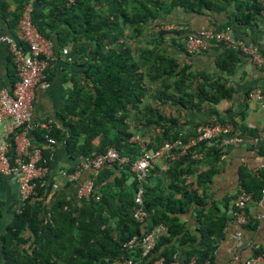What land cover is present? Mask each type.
I'll use <instances>...</instances> for the list:
<instances>
[{
    "label": "trees",
    "instance_id": "1",
    "mask_svg": "<svg viewBox=\"0 0 264 264\" xmlns=\"http://www.w3.org/2000/svg\"><path fill=\"white\" fill-rule=\"evenodd\" d=\"M28 1L0 0V21L13 35L20 29ZM35 4L41 9L42 22L54 29L62 48L68 47L67 57L83 67L86 79V85L77 80L60 114L62 126L54 123L49 131L36 130L39 147L52 138L54 146L63 144L75 159L92 162L114 148L128 161L107 163L93 173L92 192L80 203L59 200L50 204L47 176L36 179L21 211L8 224L0 222V264H105L121 257L141 259V249L124 244L161 223L169 234L157 238L155 249L143 262L164 257L168 263L188 264L196 257V264H213L238 197L246 192L250 202L262 199L264 168L252 171L241 166L237 191L214 199L213 179L223 169L220 139L200 142L185 154L174 150L163 158V165L161 160L148 168L143 182L132 164L143 150L177 139L188 143L195 137L196 127L203 123L186 128L190 110H211L218 121L232 124L233 133L247 141L258 136L259 128L228 120L217 109L221 102L233 99V86L222 76L192 70L162 44L171 34L183 48L192 33L186 27L164 29L174 23L168 17L176 8L205 13L234 4L233 20L248 25L264 12V0H35ZM33 19L48 37L34 14ZM216 46L224 49L218 66L229 74L235 72L242 54ZM14 69L13 84L18 79L15 62ZM253 149L264 156V141L253 144ZM41 152L39 165L50 167L51 148ZM197 154H203L202 158ZM140 187L144 189L142 220L135 214ZM190 211L198 220L196 232L183 219ZM254 254L264 255V249L254 248Z\"/></svg>",
    "mask_w": 264,
    "mask_h": 264
},
{
    "label": "crops",
    "instance_id": "2",
    "mask_svg": "<svg viewBox=\"0 0 264 264\" xmlns=\"http://www.w3.org/2000/svg\"><path fill=\"white\" fill-rule=\"evenodd\" d=\"M15 3L13 2V6ZM33 7L35 18L48 35V37L44 36V55L50 61L48 77L36 89L33 120L53 119L54 123L62 126L60 114L64 112L77 80H81L86 85V79L82 73L83 67L71 62L64 53V48L59 44L54 29L42 22L39 16L41 9L37 8L34 2ZM227 7L225 10L205 13L187 12L183 8H176L168 17V21L177 22L186 27L188 32L215 29L231 22L228 28L236 37L256 44L264 53V12L255 22L242 25L233 20L236 11L234 4ZM0 27L4 33L13 35L2 21H0ZM179 42V40H173L170 34L162 47L166 48L171 55L177 56L181 63H188L192 70L207 72L214 77L222 76L234 87L233 99L217 105L222 115L228 120H237L247 127L260 129L264 123V107L260 101L250 100L248 93L255 88L264 91V65H257L245 56L239 55L235 72L229 74L222 71L217 64L218 57L224 50L222 47L215 46L207 52L188 58L185 54V46L181 48ZM14 70V59L8 45L0 43V90L14 87L13 81L16 79ZM214 119L216 118L209 109L198 112L190 110L185 127L194 128L197 123ZM36 130L16 128L9 123L0 122V143L7 142L8 154L11 157L20 154L21 146L25 141H28V150L32 152L40 144L35 136ZM253 144L252 141L246 140L223 147V169L215 174L212 183L214 199L223 198L237 191L241 166L249 167L252 171L264 168V156L253 149ZM50 148L52 150L51 165L45 174L47 184L50 185L48 196L50 204L59 200H72L77 203L87 200V197L80 192L81 186L92 179L93 173L98 172V169L87 163L84 158H72L63 144L58 143ZM163 158L162 161L160 160L162 165ZM24 203L18 181L9 176L0 175L1 224H8L14 215L21 211ZM247 214L248 223L246 224H240L233 219L228 223L225 236L215 251L213 264H247L246 260L254 253V248L264 249V193L257 204L252 201L248 203ZM183 219L187 227L196 232L198 220L194 213L190 211L184 214ZM181 255L182 253H179V257ZM236 255L240 257L239 260L235 259Z\"/></svg>",
    "mask_w": 264,
    "mask_h": 264
},
{
    "label": "built area",
    "instance_id": "3",
    "mask_svg": "<svg viewBox=\"0 0 264 264\" xmlns=\"http://www.w3.org/2000/svg\"><path fill=\"white\" fill-rule=\"evenodd\" d=\"M33 2L29 0L24 9L20 20V29L16 35L3 33L0 27V43L8 45L13 56L18 79L12 89L3 88L0 90V122L9 123L16 128L44 129L49 131L54 124L53 119L33 120V103L36 96L37 87L46 81L48 77L49 59L44 55L45 37L36 26L33 13ZM184 27L177 23L164 26L166 30H181ZM216 45H222L226 49H231L241 53L251 62L257 65H264V53L260 48L251 42L236 37L230 28L222 29H202L197 32L189 33L186 38L185 54L189 57L192 55L209 51ZM68 52L64 48V53ZM250 100L260 101L264 107V91L255 88L249 92ZM211 123H203L196 127V136L188 143L182 139L173 142H166L157 149L143 150L141 155L133 162L132 171L137 179L143 182L147 176L148 168L158 163L163 157L170 155L174 150H180L185 154L190 147L200 142H216L220 139V146H228L234 143L245 142L246 139L234 132V126L230 123L223 124L217 119ZM47 137H49L47 135ZM254 144L264 141V123L260 128L259 134L253 140ZM55 139L49 138L48 144L35 148L32 152L28 150V141L21 146L20 154L11 157L8 154V144L6 141L0 143V175L9 176L18 181L23 199L26 200L33 193L36 186L35 180L43 177L48 167L39 165L42 158V148L53 147ZM203 154H197L195 157L202 158ZM87 163L96 169L111 162L125 164L128 159L121 156L114 148L109 149L106 153L97 156L92 162L85 159ZM74 178V175H73ZM93 189V181L90 179L81 186L80 192L87 198ZM264 192V190H263ZM144 189L140 187L135 195V202L138 210L135 212L136 217L141 219L140 213L143 211ZM251 200L249 193H242L236 200L235 208H231L233 220L240 224L248 223L247 206ZM169 234L168 227L161 223L143 236L134 235L124 246L130 249L139 248L142 251V257H147L156 246V240L161 235ZM143 258L135 259L134 257L118 258L114 261H108L105 264H185L182 261L174 260L166 262L164 257L156 260ZM235 259L239 260L238 255ZM247 264H264L263 254H252L246 260ZM188 264H196V257H193ZM206 264H212L207 261Z\"/></svg>",
    "mask_w": 264,
    "mask_h": 264
}]
</instances>
